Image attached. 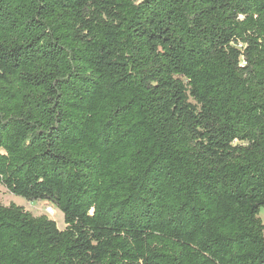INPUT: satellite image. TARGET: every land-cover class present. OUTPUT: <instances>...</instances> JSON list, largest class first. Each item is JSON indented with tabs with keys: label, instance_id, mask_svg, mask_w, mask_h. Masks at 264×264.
Masks as SVG:
<instances>
[{
	"label": "trees",
	"instance_id": "trees-1",
	"mask_svg": "<svg viewBox=\"0 0 264 264\" xmlns=\"http://www.w3.org/2000/svg\"><path fill=\"white\" fill-rule=\"evenodd\" d=\"M0 264H264V0H0Z\"/></svg>",
	"mask_w": 264,
	"mask_h": 264
},
{
	"label": "rangeland",
	"instance_id": "rangeland-1",
	"mask_svg": "<svg viewBox=\"0 0 264 264\" xmlns=\"http://www.w3.org/2000/svg\"><path fill=\"white\" fill-rule=\"evenodd\" d=\"M11 204H15L17 206L23 207L26 211L32 213L35 217L40 216H48L51 220L55 221L58 225V228L60 230L66 229L65 219L64 215L61 211L58 210V208L52 204H49L47 202H29L23 198L17 197L15 195H12L6 187H4L0 183V205L3 206H10ZM53 207L55 210V214L48 215L47 214V208ZM261 218L264 222V209L261 211Z\"/></svg>",
	"mask_w": 264,
	"mask_h": 264
},
{
	"label": "built area",
	"instance_id": "built-area-1",
	"mask_svg": "<svg viewBox=\"0 0 264 264\" xmlns=\"http://www.w3.org/2000/svg\"><path fill=\"white\" fill-rule=\"evenodd\" d=\"M54 211H55V210H54L53 207H48V208H47V214H48V215H52V214L54 213Z\"/></svg>",
	"mask_w": 264,
	"mask_h": 264
},
{
	"label": "bare ground",
	"instance_id": "bare-ground-1",
	"mask_svg": "<svg viewBox=\"0 0 264 264\" xmlns=\"http://www.w3.org/2000/svg\"><path fill=\"white\" fill-rule=\"evenodd\" d=\"M55 214V211H54V213L52 214V216Z\"/></svg>",
	"mask_w": 264,
	"mask_h": 264
}]
</instances>
